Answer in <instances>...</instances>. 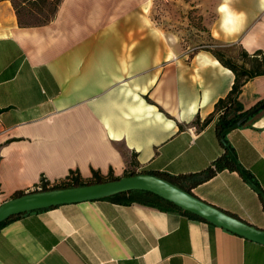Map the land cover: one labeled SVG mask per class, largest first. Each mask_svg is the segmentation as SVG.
<instances>
[{"label":"crops","instance_id":"1","mask_svg":"<svg viewBox=\"0 0 264 264\" xmlns=\"http://www.w3.org/2000/svg\"><path fill=\"white\" fill-rule=\"evenodd\" d=\"M127 3L60 0L48 22L20 26L0 0V203L42 179L185 174L222 152L214 104L232 72L208 51L148 36ZM218 11L211 34L230 57L264 52V0H221ZM263 96L264 74L237 100L244 110ZM224 139L264 195V106ZM191 193L264 229V201L236 169ZM0 264H264V245L175 209L100 198L1 224Z\"/></svg>","mask_w":264,"mask_h":264},{"label":"water","instance_id":"2","mask_svg":"<svg viewBox=\"0 0 264 264\" xmlns=\"http://www.w3.org/2000/svg\"><path fill=\"white\" fill-rule=\"evenodd\" d=\"M263 106L264 102L244 113L230 127L224 129L220 133V138L226 147L234 168L264 201L262 192L242 172L235 157L223 140L227 132L241 125L247 118L251 117ZM139 190L155 194L181 210L190 212L245 239L264 245V229L258 228L238 217L226 213L227 211L225 212V210L205 202L164 178L146 172H136L134 174L118 176L115 179L102 182L24 192L0 203V223L9 217L29 211L62 204L92 201L119 193Z\"/></svg>","mask_w":264,"mask_h":264},{"label":"trees","instance_id":"3","mask_svg":"<svg viewBox=\"0 0 264 264\" xmlns=\"http://www.w3.org/2000/svg\"><path fill=\"white\" fill-rule=\"evenodd\" d=\"M60 0H53L52 2V9L50 11V14L47 18H44L40 24H44L48 22L54 15V12L56 10V7L58 5ZM16 18H17V23L20 26H28V25H23L20 23L17 12H15ZM37 24V25H40ZM211 53V52H210ZM214 58L224 67L229 69L232 74H233V82L230 86V89L226 93V95L223 98H219L215 104H214V110H215V116H216V121L214 123V134L220 144L222 145V152L220 155H218L216 158H214L208 166L205 168L195 171V172H190V173H179V174H168L164 172H146V173H151L154 175H157L161 178H164L165 180L169 181L170 183L176 185L177 187L185 190L186 192L191 193V189L196 186L197 184H200L210 177H212L216 172L228 168L230 170H235L232 161L227 153L226 147L223 144L221 138H220V133L230 127L236 120H238L244 113L249 111L250 109L258 106L262 102H264V96L260 98L258 101H256L252 106H250L247 109H242L241 105L239 104L237 100V95L240 91V87L242 84L257 75H263L264 74V52L256 49L252 51L251 53H248L247 51L239 48L237 52V58L238 60L235 61L231 58L224 57L221 54L217 52H212L211 53ZM252 117V116H251ZM250 119L247 118L240 126H243L246 121ZM204 123L206 122L205 120L203 121ZM224 142L226 143L224 137H223ZM227 147L228 144L226 143ZM229 148V147H228ZM242 170V169H241ZM142 172V171H141ZM145 172V171H144ZM242 172L249 178V174L242 170ZM136 172H127L123 175H129V174H134ZM70 173L66 178L60 182H57L55 184L49 185L47 182H45L43 179L40 180V183L38 185V189L34 188L32 191L35 190H44V189H49V188H55V187H67V186H74V185H81V184H86V183H95V182H102L106 180H111L117 178L116 176L111 175L110 173H107L106 176H101L98 172L92 171V176L91 179L88 182H83L79 179V177L75 175H71ZM106 179H103V178ZM22 192H18L14 194L20 195ZM109 199H114L122 203H130V202H138L146 205H151L155 206L158 208H170V209H175L185 215H188L190 217L197 218L199 220L209 222L205 219H202L201 217H198L190 212H187L185 210H181L177 206L173 205L172 203L160 198L159 196L152 194L147 191H128L124 193H119L113 196L106 197ZM264 208V206H263ZM226 212V211H225ZM234 217H236L234 214L226 212ZM18 216V215H15ZM9 217L8 219L2 221L0 223L3 224L6 221L12 219L13 217ZM211 223V222H209ZM213 224V223H212Z\"/></svg>","mask_w":264,"mask_h":264},{"label":"rangeland","instance_id":"4","mask_svg":"<svg viewBox=\"0 0 264 264\" xmlns=\"http://www.w3.org/2000/svg\"><path fill=\"white\" fill-rule=\"evenodd\" d=\"M10 2L20 23L28 26L40 24L49 16L53 7V0ZM127 4L132 10V20L146 21L148 36L173 38L182 51L202 49L238 60L237 54L230 57L228 48L222 46L211 34V27L218 18L221 0H128ZM135 10L137 11L134 12Z\"/></svg>","mask_w":264,"mask_h":264},{"label":"built area","instance_id":"5","mask_svg":"<svg viewBox=\"0 0 264 264\" xmlns=\"http://www.w3.org/2000/svg\"><path fill=\"white\" fill-rule=\"evenodd\" d=\"M71 175H75L74 173H72ZM37 189L39 188L38 186L36 187Z\"/></svg>","mask_w":264,"mask_h":264}]
</instances>
